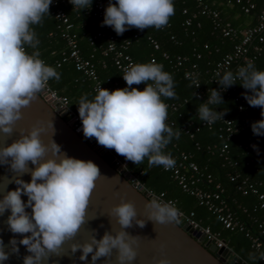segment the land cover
Segmentation results:
<instances>
[{
  "label": "clouds",
  "instance_id": "1",
  "mask_svg": "<svg viewBox=\"0 0 264 264\" xmlns=\"http://www.w3.org/2000/svg\"><path fill=\"white\" fill-rule=\"evenodd\" d=\"M69 2L79 10H90L92 6V0ZM52 3L53 0H0V132L5 134H12L22 116L21 109L36 98L47 82L60 79L56 69L39 58V51L29 54L25 49V45L37 48L39 40L32 26L41 24L46 14L51 15ZM174 12L173 0H115L114 3L109 0L102 26L112 27L117 35L131 28L160 29L168 24ZM123 79L127 85L124 88L109 91L99 86L92 100L87 95L81 97L78 114L84 137L95 138L99 145L114 149L135 165L142 164L147 157L149 167L173 168L175 160L164 149L173 137L179 136L165 123L168 105L162 100V97H176L172 75L163 70V65L152 61L130 64ZM237 80L250 90L243 94L248 104L261 108L262 119L252 123V132L264 135V70H257L252 63L239 67L235 74L226 71L216 80L220 89H212L208 100L198 105L199 120L211 125L223 119L227 110H216L224 103L221 91ZM141 83L145 84L143 90L133 87ZM46 127L52 129L53 135V122L47 126L38 122L26 133L20 129L19 138L11 144L0 146V164L9 165L17 174L12 180L6 177L8 183L14 182L17 187L4 192L0 199V215L10 211L6 223L14 234L9 240L10 251H5L0 238V262L7 261L10 253L19 254V244L28 252L23 264H42L50 254L59 255L63 243L72 240L85 223L100 169L92 160L63 153L52 138L45 143L41 133L46 132ZM253 148L258 151L256 145ZM29 162L35 167L29 168ZM25 173H30V181L20 178ZM22 195L27 196L26 202ZM27 208H31L30 213ZM145 208L147 220L161 224L177 221L178 210L170 203L153 199L146 202ZM110 215L120 225L118 231H105L100 239L91 235L82 243L71 244L73 254L81 251V261L91 254L92 264L102 257L106 258L103 264H110L113 249L118 264H131L136 259L133 245L138 243V235H131L125 229L132 227L133 222L143 228L146 220L138 217L131 201L123 199L112 207ZM15 234L21 237L19 241ZM250 258L255 256L250 254ZM260 258L264 259V253ZM156 264H169V261L161 258Z\"/></svg>",
  "mask_w": 264,
  "mask_h": 264
},
{
  "label": "trees",
  "instance_id": "2",
  "mask_svg": "<svg viewBox=\"0 0 264 264\" xmlns=\"http://www.w3.org/2000/svg\"><path fill=\"white\" fill-rule=\"evenodd\" d=\"M112 2L114 3L115 0ZM173 3L174 15L169 18L168 24L160 29L149 27L141 31L131 28L122 35H117L112 28V32L120 38L124 37L130 40L128 53L134 64L148 63L154 58L156 63L163 65L164 71L172 75L176 97H162V100L168 104L171 102L179 104L176 110H172L168 106V116L165 121L176 132L175 128L169 125V122L173 121L177 126L186 119L196 120L198 105L201 102H206L205 99H196L193 96V86L184 77L185 70L189 69L192 64H197L202 84L209 86L208 83L206 84L208 72L240 40L238 33L232 38L223 36L220 30L221 26L228 23L240 31L254 25L259 13L264 10V0H249L253 7L248 12L244 11V7H248V3L243 0L240 3H237L236 0H173ZM205 5L218 13L217 20H219L220 26H214L216 18L201 13V9ZM65 10L74 24L81 54L84 58L93 56L91 60L95 64L101 82L105 85L116 83L119 88L126 87L127 85L120 78V73L113 64L110 55L103 56L99 48L95 47L94 49L87 42V34L92 30V15L86 14L85 10L78 9L79 16H76L77 12L73 11L70 6H67ZM32 28L36 32L39 44L36 49L25 45L26 51L29 54L33 51H39V58L46 65L56 69L60 74V79L58 81L50 79L49 85L58 94L69 99L70 108L79 116L78 103L81 97L87 95L88 99L92 100L97 92L92 90L90 81L74 67L70 59L57 66V62L61 61V51L65 48V43L60 37L58 22L52 15L46 14L42 23L33 25ZM134 35L136 37H133ZM148 37L157 41L158 49L153 48ZM248 52L250 54L257 53L252 49V46L248 47ZM163 54H166L167 57H163ZM177 56L186 59L180 66L175 67ZM252 64L257 70H264V43L260 44V50ZM240 82L237 80L236 84L230 86L229 92H221L224 103L216 108L217 111L227 110L224 116L231 119L235 127V132L228 142L229 161L236 162L235 166H231L219 156V146L224 141L223 138L219 137L221 132L219 120L215 121L210 128H201L192 138L179 132V138L173 137L164 151L173 153L177 149L192 154V159L201 170L210 173L214 181L219 182L225 188V197L230 200L229 202L249 229L250 234L259 235L264 242V233L257 228L258 223H263L264 228V209L256 207L257 197L254 194L243 195L236 191L234 183L230 182L228 178L230 173H238L239 176L260 182L258 189L264 193V135H254L251 128L253 122L262 119L261 108L252 107L248 104L243 94L245 92L250 93V90L244 89L239 84ZM141 84L145 87V84ZM232 90L239 92L244 98L247 107L244 113L237 110V104L233 99L234 91ZM210 107L215 108L216 106L210 105ZM242 117L248 120V126H243ZM248 138L255 140L258 151L254 148L245 147ZM196 143L198 148H196ZM110 153L123 161H127L133 171H143L141 179L146 188L157 193L164 192L167 198L176 200L178 209L184 212L193 211L195 219L201 225L208 226L212 231L218 232L233 253L237 255L239 264L242 262L244 264H264V260L260 258L262 251L252 247L245 232L223 228L214 215L205 207L198 205L193 196L181 190L170 173L163 171L160 166L149 167L147 157L142 164L135 165L118 155L114 149H110ZM107 158L108 156H106ZM250 254L254 255L255 259L250 258Z\"/></svg>",
  "mask_w": 264,
  "mask_h": 264
},
{
  "label": "built area",
  "instance_id": "3",
  "mask_svg": "<svg viewBox=\"0 0 264 264\" xmlns=\"http://www.w3.org/2000/svg\"><path fill=\"white\" fill-rule=\"evenodd\" d=\"M248 3V7H244V11L248 12L250 8L253 7L249 0H243ZM109 0H92V6L90 10H85L86 14L92 15L91 26L92 30L87 34V42L93 48H99L103 56L110 55L113 64L116 66L120 73V78L123 79L124 70L130 65L134 64L130 54L128 53V48L130 46V40L128 38H120L112 32V27L102 26V21L104 19V11ZM237 3L242 2V0H236ZM70 6L75 12L78 9L73 8L69 0H53L51 8V15L58 22V29L60 37L65 43V48L61 51L62 58L60 62H57V66L61 62L70 59L73 62L74 67L82 72L85 78L90 81L91 88L93 91L97 92V88L101 86L109 91L119 88L116 83L112 85H105L99 79L96 71L95 64L92 62L90 55L88 58H84L81 54V50L78 46L77 33L74 31V24L71 21L70 16L66 12L65 8ZM202 14L210 15L216 18L215 27L220 26L218 19V13L212 10L208 6H203L201 9ZM79 16V12L76 13ZM221 33L225 37H234L236 34H240L239 42L235 43L230 52L225 53L212 67L210 72H208L207 82L209 86L202 84L200 71L197 64H192L189 69L184 72V77L188 79L193 86V96L196 99L208 100V94H210L213 89H220V85L216 82L226 71H232L234 74L236 70L241 66H246L248 63H252L256 58L257 53L260 50V44L264 43V10H262L256 20V23L252 26H248L243 30L238 31L236 28L231 27L228 23L221 26ZM133 37H136L134 35ZM148 40L152 44L154 49L159 48V44L156 40L148 37ZM252 46V49L257 53L250 54L248 52V47ZM207 47L206 45L204 46ZM163 57H167L163 54ZM199 58V55H197ZM185 57L177 56L174 66H180L184 61ZM154 58L150 60L152 62ZM219 74V75H218ZM199 85V87H197ZM139 90H143V85H133ZM230 87L221 92H229ZM233 94V99L237 104V110L239 112H245L247 107L245 105V100L239 92L235 90ZM48 104L52 106L57 114H62V118L68 122L70 127L82 137L89 145L96 151L103 152L108 156L107 160L112 163L113 167L124 176L134 187L138 188L139 191L144 192L148 197L158 200L162 203H170L178 210L177 223L180 225L186 224L192 230H196L203 235V242H209V244H214L216 249L228 248L230 254L227 259L231 258L233 254L232 250L227 245L226 241L219 235L218 232L212 231L208 226H203L201 223L195 219V214L193 211L184 212L178 209L176 205V200L172 198H167L164 192H153L146 188L142 182L143 171H133L127 161L119 159L117 156L110 153V149L99 145L95 138L86 139L82 132V123L78 115H76L69 105V99L63 95L58 94L47 82L44 89L38 93ZM186 101V100H184ZM172 110H176L179 106L178 103H166ZM221 122L219 137L223 138L221 146H219V156L222 157L231 166H235L236 162L229 161L228 156V142L235 132V127L231 119L223 116V119H219ZM243 126H248V120L245 117L241 118ZM214 124V123H213ZM207 122L199 120L198 115L195 119H186L179 123L177 126L173 121L169 122V125L174 127L176 132H182L189 137H193L195 133L199 132L201 128H210L212 125ZM264 138V136H263ZM196 148L198 144L196 143ZM255 140L248 138L245 147L253 148ZM165 153H169L166 152ZM171 157L175 160V166L171 169H165L160 166L163 171L170 173V176L177 182L181 190L193 196L198 205L205 207L212 215H214L218 221L221 223L223 228L228 230H238L245 232V235L251 241L252 247L257 250H261L264 253V242L261 240L259 235L250 234L249 229L245 223L239 218L238 214L232 207L230 200L225 197V188L219 183L214 181L210 173H205L197 165V163L192 159V154L185 151L175 150V152L170 153ZM229 181L234 183V188L236 191L243 195L254 194L257 197V205L259 209H264V193L260 192L258 187L260 182L250 180L248 177L239 176L238 173H230L228 175ZM257 228L264 233L263 223H258ZM264 260V259H262Z\"/></svg>",
  "mask_w": 264,
  "mask_h": 264
},
{
  "label": "water",
  "instance_id": "4",
  "mask_svg": "<svg viewBox=\"0 0 264 264\" xmlns=\"http://www.w3.org/2000/svg\"><path fill=\"white\" fill-rule=\"evenodd\" d=\"M22 116L16 121L11 135L0 132V146H7L20 136V129L25 133L38 122H43L45 126L53 122L55 132L46 127V132L41 133L42 140L47 143L51 138L61 147V151L68 156L92 160L98 165L101 175L95 181V187L90 196L89 205L86 210L85 223L72 240H66L60 248L59 255L52 253L42 262V264H92L91 254L86 261H81L79 256L81 251L75 254L71 251L72 243H82L88 240L91 235H96L100 239L105 231L115 233L120 225L115 216L110 215L112 207L119 204L121 200L131 201L138 217L145 219L146 224L143 228L133 222V226L125 229L131 235H138L136 245V259L131 264H156L158 259L166 258L169 264H238L237 255L231 256L227 260L230 251L228 248L216 249L214 244L202 242L203 235L189 228L186 224L179 225L176 221L170 223H156L147 220L146 202L153 200L144 192L134 187L124 176H122L110 163L103 157V152L94 150L89 143L80 137L62 118V114H57L50 104H48L38 93L30 104L21 109ZM52 136V137H51ZM35 166L29 162V168ZM17 174L11 171L7 164H0V199L4 192L14 190L17 185L12 180ZM8 179H7V178ZM24 181H30V173L20 176ZM22 200L27 201V196L22 195ZM26 211L31 212V208ZM10 211H5L0 215V238L3 239L5 251H10L9 240L13 233L8 229L7 217ZM93 229L96 231L94 232ZM17 241L21 238L15 234ZM19 254L10 253L9 259L0 264H23V257L28 252L23 245H19ZM117 253L113 249L110 257V264H118ZM106 258L102 257L96 264H103ZM240 264H244L243 262Z\"/></svg>",
  "mask_w": 264,
  "mask_h": 264
},
{
  "label": "flooded vegetation",
  "instance_id": "5",
  "mask_svg": "<svg viewBox=\"0 0 264 264\" xmlns=\"http://www.w3.org/2000/svg\"><path fill=\"white\" fill-rule=\"evenodd\" d=\"M203 242V241H202ZM204 243V242H203ZM230 259H227L225 262L228 263ZM239 264V263H238Z\"/></svg>",
  "mask_w": 264,
  "mask_h": 264
},
{
  "label": "rangeland",
  "instance_id": "6",
  "mask_svg": "<svg viewBox=\"0 0 264 264\" xmlns=\"http://www.w3.org/2000/svg\"><path fill=\"white\" fill-rule=\"evenodd\" d=\"M104 157L106 158V154H104ZM232 252H233V251H232ZM231 256H233V254H232Z\"/></svg>",
  "mask_w": 264,
  "mask_h": 264
}]
</instances>
